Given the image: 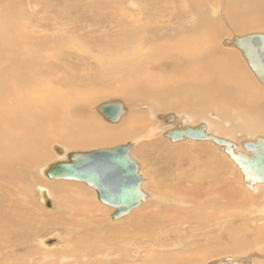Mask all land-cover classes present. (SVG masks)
Returning <instances> with one entry per match:
<instances>
[{
    "label": "bare ground",
    "instance_id": "obj_1",
    "mask_svg": "<svg viewBox=\"0 0 264 264\" xmlns=\"http://www.w3.org/2000/svg\"><path fill=\"white\" fill-rule=\"evenodd\" d=\"M40 1V5L45 4L46 1L49 2L46 6L52 4H50L52 0ZM19 2L36 6V0H0V176L15 178L18 180V182L15 181L16 183L28 181L27 185L22 182L26 189H29L27 191L41 188L42 203L47 211L51 209L48 213L43 211L47 219L52 218L53 222H42L32 216L31 220L16 223L21 227L20 232H16L11 228L16 225L12 224L13 217L8 218L9 214L6 216L0 210V237L8 235L17 238L20 233L24 236L22 232H28L29 235H37V233L40 235L41 229L36 230L34 226L44 225L45 222L48 223L45 227L54 226V230L60 231L57 234L58 237L62 233L70 235L77 231L73 227L57 225L64 218L61 215L57 217L56 213L64 211V208L59 203L55 206L50 195L51 193L67 195L70 191L66 190V187H56L50 191L40 186V183L46 181L41 176L47 177L46 171L49 166L55 162L66 161L68 154L71 153L69 151L90 152L107 149L111 146L102 144H112L136 137V127H144L149 134L153 133L152 128H155V135L161 137L172 129L196 128L201 123H205L207 133L228 139L234 145L235 153L244 152L242 144L246 139H254L257 134L264 136V84L258 79L242 51L234 45V41L244 35L264 36L263 33L254 32L264 30V0H182L183 10L180 9V12L174 15L173 12L169 18L135 19L136 17L134 18L129 12L121 13V15V11H117L116 14L122 16L118 24L121 27L116 25L119 30L114 35L104 32L105 35L104 37L101 35L103 38L98 41L99 43L91 47L85 40L87 36L81 37L80 34L76 35L78 32L71 30L81 20L77 17L79 15L71 16L73 9L71 15L66 7L58 10L60 13L68 12L69 14L66 15L59 14V12L51 15L49 11H44L40 14L42 15L40 20L38 19L41 27L33 28L36 25V18L33 20L34 16L28 14L21 6L14 5ZM212 2L218 5L219 10L215 9ZM98 5L99 3L91 6L98 8ZM184 5L189 7H184ZM207 5H209L208 9ZM78 6L81 7L80 4ZM91 6L89 5V8L85 10L83 18L88 17L92 11L94 12ZM100 8L99 6L98 9ZM51 10L54 9L51 8ZM97 12L100 13V11ZM49 15L52 17L50 18ZM96 18L98 17H95V21L98 22ZM52 19L56 20L52 23ZM91 19L93 17L88 20ZM64 21L67 22L63 23ZM51 24L53 27L50 26ZM73 50L81 56L78 58L77 65L63 58L72 60ZM83 61H86L84 67L82 66ZM255 78L263 87L256 82ZM116 91H121L123 94L96 97L90 103L93 96ZM110 103H118L122 114L115 122L106 119L110 122L108 124L105 119H102L105 116L100 109ZM213 109L224 111V116L234 113L236 117H239L237 119L239 124L232 121L228 124L223 117L212 118L210 113ZM170 110L176 111L178 116L181 115L182 122L187 125L183 126L179 118H175V113L173 116L163 114V111ZM100 115L103 117L101 118ZM133 115L136 117L128 120ZM175 119L177 126L163 124V122H171ZM123 125L125 127L120 128ZM50 139L63 140L70 146H86L89 149L50 143L51 149L58 154L55 155L49 148L52 157L46 160L48 158L46 143ZM147 139L149 140L150 137L148 136ZM208 142L216 146L212 141ZM126 144H130V155L133 157L132 153L136 146L134 141H127ZM158 144L157 146L160 147ZM218 148L224 152L223 147L218 146ZM213 149L215 148L212 145L206 143L167 147L170 158L185 160L191 157L188 162L192 167H195L197 163L196 158L205 159V164L200 163L199 165L202 164L205 169L197 166L199 174L198 170L194 171V169L189 175L188 171L185 174L182 171L180 178L185 185L181 182V185L178 183L177 186L165 190H160V184L156 180V183H152L153 191L149 190L150 197L143 183L142 191L146 194V200L149 201L146 204L148 206L145 207L144 212L142 211L143 213L138 211L139 213L137 212L138 214L134 216L135 212L129 215V217L133 216L131 219L134 220V224L130 225L133 239L129 236V239L125 237L130 232L123 230V227V229L114 230L113 237L118 246V249L114 248V251H117L116 255L118 252H120L118 255H121L123 246L133 247L132 251H124L122 259L128 260L135 256L138 249L151 247L152 241H157L162 246L161 241L166 240L165 248L160 249L164 251L169 248L175 249L176 245L181 242L184 227L176 228L175 231H166L167 229L161 231L163 227L159 225L163 223L158 220L163 219L148 218L152 214L160 217L164 214L163 217H165L171 209L174 210L175 208L169 209L163 206V204L166 206L167 202L174 204L177 202L183 206L182 210H184L182 214L177 212L180 215L174 211L177 217L173 214L174 218L172 217L171 223L179 220L181 225H195L191 226V229L202 230L197 233L200 237L203 236V243L202 245L199 243L197 247L186 242L184 245L186 251L194 247L189 254L178 252L179 254L169 256L151 255L150 264H206L208 259L221 255L246 256L247 253L255 251L264 254L261 253L264 252V183L246 181L241 169L239 170L242 175L241 179L246 186L239 183L235 187L230 181L225 182L224 176L230 171V166L227 167L225 164L226 162L228 164L226 157H224L225 162L214 156ZM191 154L196 157L190 156ZM226 155L230 158L228 154ZM219 156L222 157V155ZM19 158L22 163L14 162ZM230 160L233 161L231 158ZM135 162L137 163L136 160ZM213 171L219 172L218 176H213L214 179L204 177V172L212 174ZM5 172L13 176H7ZM52 180L56 182L67 179ZM144 180L143 178V182ZM220 181L225 185L222 191L214 186V183L219 184ZM205 182H210L212 186L204 187ZM31 183L34 186L30 187ZM82 183L85 186L81 183L74 186L81 192H88L96 202V191L84 182ZM0 186L3 187L2 184ZM152 195L154 200H152ZM101 204L107 206L106 208H111L108 209L109 211L105 208L106 214H112L116 210L115 207ZM22 206L24 207L23 204ZM14 208H19L17 212H22L20 207L15 206ZM54 208H57L55 212H53ZM166 216L169 215L166 214ZM148 222L150 224H147ZM63 223L67 224V222ZM110 227L106 230L96 229L100 232L93 234L95 242L90 245L91 248L89 247V256L105 253L107 248L103 244L109 240ZM62 229H65L64 232ZM13 231L16 233L14 234ZM152 233L156 235L149 240L148 237ZM68 238L64 242L66 251L71 252L73 248L78 252V247H83L79 244L81 239L76 238L75 244L72 245L73 243L70 244L71 241H68ZM36 239H38L37 236ZM89 239L90 236L87 241ZM83 240L85 243V236L82 237ZM42 244L44 245V242ZM30 252L34 254L35 250H30ZM52 256L61 260L59 257L61 254L58 251L52 252ZM75 258H77L76 254ZM9 259L10 255H6V260ZM22 260L24 261V259H19L13 263L24 264ZM146 260L147 258L142 262L145 263ZM224 261L227 264H245L243 259L226 258L222 262ZM36 263L38 264V261Z\"/></svg>",
    "mask_w": 264,
    "mask_h": 264
},
{
    "label": "rangeland",
    "instance_id": "obj_2",
    "mask_svg": "<svg viewBox=\"0 0 264 264\" xmlns=\"http://www.w3.org/2000/svg\"><path fill=\"white\" fill-rule=\"evenodd\" d=\"M40 2H41L40 0H36V2H35L36 6H33L31 4L30 5L29 4L28 5L27 4H21L22 2L21 3L20 2L19 3H14V5L21 6L28 14H31V16H34L32 18L33 20H34V18H36L35 19L36 25H34L33 28H36L37 26L41 27V24L39 23V20H40V17L42 15H40V14L42 12H44V11H46V12L49 11L48 13L49 14L51 13V15H52V13L53 14H58L59 8L66 7V10H68V12L71 15V10L73 9L72 10L73 13H72L71 16L79 15L77 17H79L81 20L76 24L75 27H72L71 30H75L76 32H78V34H76V35L80 34L81 37H83V35H84V38H85V36H87V37L89 36L88 38L86 37L85 40H86L87 44L90 47H91V45H95V44L99 43L98 41L101 40L104 37L105 33H112V35H114L119 30L116 27V25L119 28L121 27V25H118L120 20H121V18H122V16H121L122 14L121 13L129 12V14L132 15L134 18L136 17L135 19L146 18V17H148V18H161V17L169 18V17L172 16L173 12H174L173 13V15H174L176 12L179 13L180 9L183 10L182 0H82V1L81 0H52L50 2V4L51 3L52 4L49 5V6H46L49 3L47 1L43 5H40L39 4ZM97 3H99L98 8H99V6L101 7L100 10L96 6H91V5H97ZM78 4H80L81 7L78 6ZM167 4H168V6H167ZM213 4L215 6V9L219 10L218 5L215 4V3H213ZM74 5H75V7H74ZM76 5H77V7H76ZM87 5L88 6L90 5L92 7V10L94 9V12L92 11L93 13L92 12L89 13L88 17L83 18V14L85 13V10L89 8ZM138 5H139V7H138ZM185 6L189 7L188 5H184V7ZM83 7H85V9ZM125 7H126V9L127 8L128 9L125 10L124 9ZM51 8H53L54 10H51ZM96 8H97V10H96ZM102 8H103V11H102ZM112 8H113V10H112ZM120 8H122V9H120ZM206 8L208 9L209 5H207ZM55 9L57 10V12H56ZM141 9H142V13H144V14L141 13ZM90 10H88V12ZM95 11L96 12L100 11V13H103V12L104 13L100 14L99 12H97L98 13L97 14ZM117 11L118 12L121 11L120 12L121 15L120 14H116ZM68 12L67 13H65V12L64 13L63 12L60 13L59 12V14L63 13V14L66 15V14H69ZM75 12H76V14H75ZM94 13H96V14H94ZM136 14H138L139 17H137L138 15H136ZM170 14H171V16H169ZM94 15H95V17H98V18H96L97 21L99 20L98 22L95 21ZM49 17L51 18L52 16L49 15ZM91 17H93V19L88 20ZM56 19H52L51 22L53 23V21L56 20ZM66 22L67 21H64L63 23H66ZM112 25H114V26H112ZM50 26L53 27L52 24ZM172 29L176 30V28H172ZM108 30L110 32H106ZM254 32L255 33H263L264 34V30H259V31H254ZM249 33H252V32H249ZM244 34H246V33H244ZM244 34H242V35H244ZM101 35H103V37H101ZM167 36H165V37H167ZM230 36H232V34H230ZM87 39H88V41H87ZM73 55H74V58L72 60H69V58L67 59L65 57H63V58L68 60V61H71L72 64L77 65L79 63V59L78 58L81 57V56L78 54V52L76 50H73ZM85 65H86V61H83V65L82 66L84 67ZM256 82L259 85H261L257 81V79H256ZM126 93L130 94V92H126ZM117 94H123V93L121 91H116L114 93L107 92V93H104V94L93 96L91 98L90 103L96 97L110 96V95H117ZM144 110H147V109H144ZM212 111L215 112V113H213V112L210 113L212 118L223 117L226 120L225 122L228 123V124H229V121H232L233 123L239 124L238 121H237V119L239 117H236L234 115V113L233 114H226L224 116L225 112L224 111L221 112L222 110L221 111H219V110L214 111V109H213ZM174 113L177 115L176 111H173V110L172 111L171 110L170 111H163V114H166V116H169V115L173 116ZM218 113H219L220 116L218 115ZM137 115H140V114H137ZM176 115H174L175 118H179V120L181 121L183 126L187 125V124L182 122V120L180 118V117H182L181 115H179V116L178 115L176 116ZM101 116L103 117V115H100V117ZM135 117H136V115H133L128 120H131V119H133ZM212 118H209V119L214 121V119H212ZM102 119L103 120L105 119V122L107 121L106 118H104V117ZM110 122L107 121L106 123L110 124ZM175 122H176V119H175V121H171V122H163V124L164 123L165 124L168 123V125L171 124L169 126L173 127V126H177V124H175ZM219 122H220V120H219ZM201 124H205V123H201ZM123 127H125V126L123 125L120 128H123ZM120 128H118V129H120ZM152 131H153V133L149 134V132L147 130L145 131L144 127L143 128L142 127H140V128L136 127V132H135V134L137 133L136 137L130 138V139H125V140H122V141H117V142H114L112 144H102V145H105V146H111V147H108V148H112L114 145L117 146V144L118 145L119 144L120 145H124V143L126 144L127 141H134L136 146H135V149H134V151L132 153L134 158L133 157L132 158L137 161V164H139V171L142 170V171H140V173L142 174L141 176H143V178L145 179L144 182H143V183H145L144 189H145V191H146V193L148 194L149 197H150L149 190L153 191V188H152L153 184L152 183L153 182L156 183V180L160 184V190H165V189H168L170 187L177 186L178 183L181 185V182L183 183V185H185V182L180 178V176H181L180 173L182 171H183L182 172L183 174L187 173V171H188L187 174L189 175V174H192L193 170L195 169L194 171L198 170L197 173L199 174L200 171H199L197 166H199L200 163H202V164L204 163L205 164V159L201 160V159L196 158V162L197 163H195V167H192L191 164L188 162V160H190L191 157H188V159H185V160H183V159L180 160V159L175 158V157L170 158V156L168 155V152H167V147L179 146V145H188V144H193V143H200V144L206 143V144L212 145L215 148V149L212 150L214 152V156H217L220 160H224V157H226V159L228 161V164H227V162L225 160L224 161L226 163L225 162L224 163L226 164L227 167L230 166L229 167L230 171L228 172V174L226 176H224V181L225 182L226 181H230L235 187H236V185L238 186L239 183L242 184L243 186H246L244 181L241 179L242 175H241V171H239L240 168L238 167V165L237 164L235 165L234 161H232L233 162L232 163L230 158L226 155L227 153H224V152L220 151V149L218 148L217 145L215 146L214 144H212V143H210L208 141L191 140V139H186V140H180V141L173 142V141H171V139L169 137H166V135H163L161 137L155 135V133H156L155 132V128H152ZM148 136L150 137L149 140L147 139ZM254 137H251V138H254ZM259 137L260 138H264L263 135L257 134L256 138H259ZM256 138H254V139H246L245 141H248V140L253 141ZM156 141H159L158 143H160V144L155 143ZM50 143L52 145L60 143V144H64V145H66L68 147H72V148L89 149L86 146H70L68 144H65L66 142L63 141V140L50 139L46 143V151L48 153V158L46 160H49L52 157V153L50 151L51 147L49 146ZM157 144L160 147H158ZM51 150L54 152L55 155L58 154V152L56 153L53 149H51ZM61 150H63V148H61ZM75 151H77V150L69 151V152H75ZM219 155H222L223 158L221 156H219ZM190 156L196 157V155H193V154H191ZM197 157H199V156H197ZM20 159L21 158L15 160L14 162L22 163L20 161ZM46 160H43V161H46ZM47 162H49V161H47ZM229 162L231 164H229ZM202 164H201V166H202ZM201 166H199V167H201ZM201 168L205 169L204 166H202ZM235 168H236V170H235ZM38 174H39V171H38ZM40 174L42 175L41 171H40ZM218 174H219L218 171H213L212 174L209 173V172H204V177L206 179L211 178V180H212V179H214L213 176L216 177V175L218 176ZM6 175L7 176H13L12 174H9V173H6ZM41 177L44 180H46V181H43L42 183H40L41 184L40 186H43L44 188H46V189H48L50 191H51V189H55L56 187L57 188L66 187L65 189L70 191V193L68 192L67 195H62V194L56 195V194H52V193L50 195H51V198L54 201L55 206H57V204L59 203L61 205V207L64 208V211H62L63 213L60 212L61 213L60 214L58 212V213H56V216L57 217L60 216V215L63 216V218H64L63 221H59V222L60 223H63V222L66 223L67 222V224H64V223L60 224V223L56 222L57 225H64V226H67V227L68 226L69 227H73V228L77 229V231L71 233L70 235H66V234L62 233L61 236L58 237L57 234H59L60 231L59 230H54L55 229L54 226L45 227L48 224L47 222H45L46 225L45 224L44 225H39L38 224V225H35V226L33 225L36 228V230L41 229V232L39 233L40 235H38V233H37V235L36 234L29 235V234H27L28 232H22V234L24 236H21V233H20L17 238L16 237H11V236H8V235L6 237L2 236V237H0V263L11 264L15 260L24 259V261L22 260L24 262V264H37L36 261H38V264H48V263L51 264V262H53L52 264H54V263H58V264H75V263L76 264H146L147 263V264H150L149 261H150V259L152 257L151 255L169 256V255H172V254H179L178 252H184L186 254H189V252L194 250V247L190 251H186L184 249V245L186 244V242H188L192 246H197V247L199 246V243H200V245H202V243H203L202 242L203 241V236L200 237L199 236L200 234L197 233V232H201L202 230H197L196 231L195 229H191V226H195V225L189 224L190 227L188 226V224L186 226L185 225H181L180 221L176 220V219H175L176 222L171 223L173 214L175 212H176V214H177V212H180V214H182L184 210H182L183 206L179 205L177 202H175V204L171 203V202H167L166 206L164 204H163V206L166 207V208H169V209L171 207L173 209L175 208L176 210L175 209L174 210L171 209V212H173V213L168 212L166 214L169 215V216H166V214H165V217H163L164 214H162L163 216H161V217L159 215L152 214V216L148 217V218L156 217L153 220H158V219L162 218L163 220H158V222L163 223V225H159V226L163 227L161 229V231H165L166 229H167L166 231H169V230L170 231H175L176 228L177 229H182L184 227V230L182 229V231L184 233H183V237H181L182 238L181 242L178 245H176L175 249L169 248V249H166L164 251V249H160V248H165V244L167 242L166 240L161 241V243H163L162 246L159 245V242L152 241L153 243H150L151 247H148V249H138L139 251H137V253L135 254L134 257H131L128 260H124V259H122V257L124 256V251H132L133 247L123 246L121 248V250H122L121 255L120 256L118 255V254H120V252H118V254L116 255L115 252H117V251H114V248L118 249V246H117L116 241H114L113 232H114V230H118L120 228L121 229L124 228L123 230H125V231L128 230L130 232L131 229H132V227L130 225L134 222V220L131 219V218L138 211L142 212L143 210H146L145 207L148 206L146 204H148L149 201L148 200L144 201L138 208L134 209L135 211H131L128 215L124 216L123 217L124 219L122 218V219H120L121 221H119V219H118V221H116V220L112 219V214H110V213L106 214L107 211H109L111 208H109V207L106 208L107 206L102 205L101 202L98 200V198L96 199V202H95V200L93 199L92 195L90 197L88 192H86V193L85 192H81L75 187V186H77V183L83 184L82 182H76V181L74 182L73 180H65L64 181V180H61V179H60L61 181L57 180L56 182H53L54 180H52L50 178L47 179V177L45 178V177H43V175ZM14 179L13 178L11 179V178H8V177H1L0 185L2 184L3 187L0 186V201H1L0 202V210L2 211V213L6 214V216L9 214L8 218H12L13 217L14 221H13L12 224H16V223L21 222L23 220L27 221L32 216H35L36 219L41 220L42 222L43 221H51L52 218H51V220H50V218L47 219V216H45L46 214L44 213V211L48 213V211L49 210L51 211V209H48V211H47V209L44 206V203H42L43 201L40 198L42 196L41 188L38 189V187H37L38 190H32L31 191V189H30V191H27L28 188L26 189L25 184L27 185L28 181L27 182H25L26 180L22 181L23 183L25 182V184H22V182H20V181H19V183H16V182H18V180L17 179L14 180ZM4 181H6V183ZM221 181L219 182V184H218V182L214 183V186L217 189H221V191H222V189L225 187V185ZM148 183H151V184L149 185ZM204 184H205L204 187H206L207 185H208V187L212 186L210 184V182H205ZM13 186L16 187L17 189L16 188L14 189ZM32 186H34L33 183H31L30 187H32ZM83 186H85V185L83 184ZM24 189H26V190H24ZM88 189H91V188L88 187ZM165 197L169 198V196H165ZM250 197H252V196H250ZM252 198H254V197H252ZM152 200H154V196L152 197ZM262 202H263V199H262ZM22 204L24 205V207L22 206ZM15 206L20 207V209H21L20 211H22V212L21 213L17 212L19 208H14ZM180 206H182V207H180ZM105 208H106L107 211L105 210ZM185 208L186 207H184V209ZM33 209H34V211H33ZM150 209L152 210V208H150ZM8 210H10V211L8 212ZM56 210H57V208H54L53 212H55ZM169 213H171V214H169ZM132 214H133V216L129 217V215L131 216ZM176 214H174L175 215L174 217H177ZM180 214L178 213L177 215H180ZM91 218H92V220H91ZM65 219H68V220L65 221ZM113 221H114V223H112ZM52 222L53 221H51L50 223H52ZM73 222L75 224H70V223H73ZM137 222H140V221L137 220ZM135 223H136V220H135ZM147 224H150V223L148 222ZM164 224H166V225L164 226ZM144 226L148 227V225H144ZM16 227H18L19 230ZM43 227H45L44 228L45 230L43 229ZM109 227H110V230H111V234H110L109 240L105 241L104 244H103L105 246V248H107L105 250V253H102L101 255H97V256H93V255L89 256V250H90L89 247L91 248L90 245H92L95 242V240L93 239V234H95V233L98 234V232H100V231H97L96 229L106 230ZM146 227H144V228H146ZM11 228L14 229V231L16 230V232H20V230H21L20 229L21 227L19 225H17V224L15 226L11 227ZM64 230H63V232H64ZM45 231H47V233ZM192 231H194L196 233H194ZM16 232H14V234ZM128 234L125 237L127 239H129V237H130V239H133L134 236H133L132 232H130L131 236H130V234L129 235ZM155 235L156 234H154V233L150 234V236L148 237L149 240H152ZM36 236H37L38 239H36ZM83 236L86 237V241H87L88 236H90V239L87 242L85 241V243H84V240L82 241V237ZM137 237L141 238L140 236H137ZM7 238H9V239H7ZM67 238H68V241H71L70 244L73 243L72 245L75 244L76 238L81 239V242H79V244H82L83 247H78V252L73 250V248H72L71 252L66 251L65 247H64V242L67 241ZM189 240H192V241H189ZM129 241L132 242L131 240H129ZM42 242H44V245L42 244ZM169 242H171V240ZM84 244H86V245H84ZM137 244H139V243H137ZM47 245H49V246H47ZM30 250H35V253L32 254L30 252ZM108 250H109V252H108ZM54 251H58L61 254V256H59V257H61L62 261L61 260H57L55 256H52V252H54ZM140 251H142V252H140ZM111 253H112V255H111ZM261 253H264V252H261ZM75 254H76L77 258H75ZM90 254H91V252H90ZM104 254H105V257H104ZM142 254H144V255L142 256ZM6 255H10V259L8 261L6 260ZM106 255H107V257H106ZM37 256H38V258H36ZM48 257H51V258H48ZM132 258L133 259L135 258L134 261H133ZM144 258L145 259L147 258V260H146L147 262H145V263H143L145 261ZM226 258H235V259H238V260L243 259L245 264H248V263L263 264V262H264V254H260V252H256L255 251L254 253H252V252L250 254L247 253L246 256L221 255V256L213 257V258L208 259L206 264H212V263H214V264H227V262H225V261L222 262ZM97 261H101V262L97 263ZM260 262H262V263H260ZM13 264H15V263H13Z\"/></svg>",
    "mask_w": 264,
    "mask_h": 264
},
{
    "label": "water",
    "instance_id": "obj_3",
    "mask_svg": "<svg viewBox=\"0 0 264 264\" xmlns=\"http://www.w3.org/2000/svg\"><path fill=\"white\" fill-rule=\"evenodd\" d=\"M264 84V36L244 35L234 41ZM101 113L109 121L115 122L122 114L118 103L101 107ZM205 124L197 128L173 129L166 133L172 141L184 139L212 141L223 147L225 153L241 169L245 180L251 183H264V139L245 141L244 152H234V145L224 138L207 133ZM130 144L90 152H71L66 161L51 164L46 176L51 179H67L84 182L92 187L98 200L115 207L112 219L118 220L129 214L146 201L142 191L143 178L139 166L130 155Z\"/></svg>",
    "mask_w": 264,
    "mask_h": 264
},
{
    "label": "flooded vegetation",
    "instance_id": "obj_4",
    "mask_svg": "<svg viewBox=\"0 0 264 264\" xmlns=\"http://www.w3.org/2000/svg\"><path fill=\"white\" fill-rule=\"evenodd\" d=\"M198 126H199V125H198ZM198 126H197V127H198ZM197 127H196V128H197Z\"/></svg>",
    "mask_w": 264,
    "mask_h": 264
}]
</instances>
